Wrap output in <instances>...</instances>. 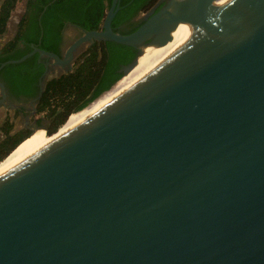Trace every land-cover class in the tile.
I'll return each mask as SVG.
<instances>
[{
	"label": "water",
	"instance_id": "1",
	"mask_svg": "<svg viewBox=\"0 0 264 264\" xmlns=\"http://www.w3.org/2000/svg\"><path fill=\"white\" fill-rule=\"evenodd\" d=\"M228 1L159 0L121 35L112 0L101 30L61 57L32 45L0 65L47 61L36 105L49 69L69 71L93 41L137 50L121 70L131 82L202 24L160 69L0 178V264H264V0Z\"/></svg>",
	"mask_w": 264,
	"mask_h": 264
},
{
	"label": "trees",
	"instance_id": "2",
	"mask_svg": "<svg viewBox=\"0 0 264 264\" xmlns=\"http://www.w3.org/2000/svg\"><path fill=\"white\" fill-rule=\"evenodd\" d=\"M19 1L21 0H2L0 38L6 33L11 14ZM52 1L26 0L13 38L0 49V65L22 58L32 51V45L61 57L63 30L68 25L82 32L101 30L112 3V0H56L43 12ZM158 1L120 0L119 11L111 24L113 32L128 35L136 31L142 23L134 20L149 12ZM137 56L138 52L134 48L93 41L76 58L70 71L49 77L35 105V115L40 117L39 121L45 120L49 123L47 136L44 134L43 137L51 139L48 136L54 135L65 124L72 123L70 121H75L99 107L106 96L127 82L131 72L125 76L121 70L130 65ZM45 62L47 61L40 60L36 54L21 64L4 67L0 71V82L8 95L36 99ZM102 99L104 100L101 101ZM72 118L75 119L70 120ZM1 129L4 138L0 141V163L31 136L25 131L12 133L13 125L8 119H5Z\"/></svg>",
	"mask_w": 264,
	"mask_h": 264
},
{
	"label": "bare ground",
	"instance_id": "3",
	"mask_svg": "<svg viewBox=\"0 0 264 264\" xmlns=\"http://www.w3.org/2000/svg\"><path fill=\"white\" fill-rule=\"evenodd\" d=\"M231 1V0H230ZM229 1V2H230ZM228 3V2H227ZM202 24H200L198 27H196L194 30H192L189 34H187L185 36V38L176 44V46H174V48L170 49L167 53H165L162 57H160L159 60H157V62H155L154 64L150 65L146 72L139 76L140 74H142V72L138 75V77H135L131 83H128L125 81L124 83H122L111 95L108 96H104L101 101L104 100V102L97 108H95L93 111L86 113L85 115H83V117L75 120L72 123H69L63 130H58L57 133H55L54 135L48 136V139L46 143H43V146L41 148H33L32 145L29 144H22V146L18 147L12 154H10L2 163H0V178L4 175H6L7 173L11 172L12 170L18 168L19 166L23 165L25 162H27L28 160H30L32 157H34L35 155H37L38 153H40L41 151L47 149L48 147L52 146L54 143L58 142L59 140H61L62 138H64L65 136H67L68 134H70L72 131H74L76 128H78L79 126H81L83 123H85L86 121L90 120L92 117H94L97 113H99L100 111H102L105 107H107L109 104H111L113 101H115L116 99H118L120 96H122L123 94H125L126 92H128L130 89H132L134 86H136L138 83H140L141 81H143L145 78H147L149 75H151L152 73H154L155 71H157L158 69H160L163 65H165L170 59H172L174 56H176L180 51H182L184 48H186L192 41H194V39L199 35L200 30H201ZM139 59V58H138ZM132 70H130L126 75H128ZM125 75V76H126ZM122 87V88H121ZM121 88V89H120ZM120 89V90H119ZM112 92V91H111ZM100 101V102H101ZM96 104H94L95 106ZM41 132V131H40ZM39 133V132H37ZM46 135V132H43ZM47 136V135H46ZM34 139V138H33ZM31 141V140H29ZM29 141L27 143H29ZM33 148V149H32ZM32 149L33 151H30V153H28L23 159H21L20 161H17L16 163H7L8 159H10L11 155L12 158L17 159L18 157H20L23 153H25L27 150ZM10 157V158H9ZM6 162V163H5ZM5 164V165H4ZM4 165V166H3ZM3 166V167H2Z\"/></svg>",
	"mask_w": 264,
	"mask_h": 264
},
{
	"label": "rangeland",
	"instance_id": "4",
	"mask_svg": "<svg viewBox=\"0 0 264 264\" xmlns=\"http://www.w3.org/2000/svg\"><path fill=\"white\" fill-rule=\"evenodd\" d=\"M230 1V0H229ZM228 1V2H229ZM1 2H2V0H0V5H1ZM25 2H26V0H21V1H19L18 3H17V5H16V7H15V9H14V11L12 12V14H11V18H10V20H9V23H8V26H7V30H6V33L4 34V36H2L1 38H0V46H3L6 42H8L10 39H12L13 38V36H14V34H15V32H16V25H17V23L19 22V20H20V18H21V16H22V14H23V12H24V7H25ZM227 4V3H226ZM225 4V5H226ZM142 17V15H139L136 19H140ZM69 30V31H68ZM74 37H75V34H74V32L73 31H71L70 30V28H67V31L65 32V38H67L66 39V45H67V47L73 42V40H74ZM185 38V37H184ZM183 38V39H184ZM182 40V39H181ZM180 40V41H181ZM179 41V42H180ZM178 42V43H179ZM177 43V44H178ZM176 46V45H175ZM86 47L87 46H85V47H83L82 49H80L79 50V52L77 53V55H76V57L78 56V55H80L85 49H86ZM172 48H174V47H172ZM171 48V49H172ZM160 59V58H159ZM158 59V60H159ZM155 62H157V61H155ZM154 62V63H155ZM153 63V64H154ZM152 65V64H151ZM71 69H72V66L70 67ZM71 69H69V71L71 70ZM146 70H147V68L142 72V74H140L139 76H141V75H143L145 72H146ZM68 71V68H58V67H52V68H50L49 69V75H48V78L49 77H53V76H58V75H61V74H64V73H66ZM138 77V76H137ZM128 81V80H127ZM129 83H131V82H129ZM129 83H127V84H129ZM113 88V87H112ZM111 88V89H112ZM122 88V87H121ZM120 88V89H121ZM110 89V90H111ZM119 89V90H120ZM98 104V103H97ZM14 107L15 106H13V105H10V106H8V107H4V106H0V141L4 138V136H3V133H2V129H1V127L3 126V124H4V122H5V119H8V121L10 122V123H12V125H13V130H12V133H18V132H20V131H23L24 132V129L26 128V127H29V128H31V130L29 131V132H25L26 134H28L29 136L36 130V128L33 126V125H30L29 123H30V121H28L27 120V118L26 117H24L23 115H20V113H19V115L17 116V115H15L14 114ZM30 108V110L32 109V111H34L35 110V103L33 104V103H31V104H29V105H26V108ZM93 107V106H92ZM91 107V108H92ZM90 108V109H91ZM87 112V111H86ZM91 112V111H90ZM85 113V112H84ZM25 115V114H24ZM35 117V119H38L39 117L38 116H36L35 115V113L32 115V118H34ZM73 119H75V118H72V119H70V120H73ZM69 121V120H68ZM67 121V122H68ZM29 122V123H28ZM66 122V123H67ZM70 122H74V121H70ZM66 125V124H65ZM64 125V126H65ZM68 125V124H67ZM66 125V126H67ZM61 127V129L60 130H63L65 127ZM41 128H43V127H41ZM44 129L46 130V133H47V129H46V127H44ZM58 131V130H57ZM56 131V132H57ZM55 132V133H56ZM36 134V135H35ZM54 134V133H53ZM28 136V137H29ZM32 138V139H31ZM34 138V139H33ZM29 139H31V140H33L34 142H36V145L34 146L36 149L37 148H41L42 146H43V143H46L47 142V140L48 139H46V138H44L43 137V135L42 134H37V133H34L33 135H31L30 136V138ZM28 139V140H29ZM28 140H26V141H28ZM25 141V142H26ZM32 142V141H31ZM26 144H28V143H26ZM22 146V145H21ZM33 147V148H34ZM32 148V149H33ZM32 149H29V150H27L25 153H23L20 157H18L17 159H22V158H24L28 153H30V151H33ZM12 154V153H11ZM11 158H12V156H11ZM2 163V162H1ZM6 163V162H5ZM5 165V164H4ZM3 165V166H4ZM2 166V167H3Z\"/></svg>",
	"mask_w": 264,
	"mask_h": 264
},
{
	"label": "flooded vegetation",
	"instance_id": "5",
	"mask_svg": "<svg viewBox=\"0 0 264 264\" xmlns=\"http://www.w3.org/2000/svg\"><path fill=\"white\" fill-rule=\"evenodd\" d=\"M158 3V2H157ZM157 5V4H156ZM156 5L152 8V9H154L155 7H156ZM158 8L159 7H157V8H155L154 10H155V12L158 10ZM151 9V10H152ZM150 10V11H151ZM149 11V12H150ZM149 12H147L146 14H142V17L140 18V19H135L134 21L135 22H137V23H142L143 24V22H144V17L149 13ZM67 28H70V30L71 31H73L74 32V34H75V37H74V40L73 41H75L78 37H80L81 35H82V31H80L79 29H76L75 27H73V26H70V25H68L64 30H63V43H62V46H61V54L63 55V53H64V51L66 50V48H67V45H66V39L67 38H65V32L67 31ZM121 28H123V27H121ZM69 31V30H68ZM87 48V47H86ZM61 55V56H62ZM2 83V82H1ZM3 84V83H2ZM4 89H5V87H4ZM5 94H6V101L4 102V104L3 105H1V106H4V107H8V106H10V105H13V106H15L14 107V114L16 113V111H18L17 112V114H15V115H19V113H20V115H23L24 117H26L27 118V120L28 121H30V125H33L35 128H36V130L31 134V135H33L34 133H37V132H39V133H37V134H42V135H44V133L43 132H46V130L44 129V127H46V129L48 130V127H49V123L47 122V121H45V120H42V121H39L40 120V117L38 118V119H35V117L34 118H32V115L35 113L34 111H32V109L30 110V108H26V105H29V104H31V103H33L34 102V100L35 99H25V98H14V97H11V96H9L8 95V92L5 90ZM0 98H1V96H0ZM25 114V115H24ZM39 122V123H38ZM41 127H43V128H41ZM31 130V128H29V127H26L25 129H24V131L25 132H29ZM41 131V132H40ZM36 135V134H35ZM32 139V138H31ZM31 139H29V140H31ZM28 140V141H29ZM28 141H26V142H24V143H27ZM32 141V142H31ZM31 141H29V145H32L33 147L36 145V142H34L33 140H31ZM23 143V144H24ZM23 159V158H22ZM21 159H15V158H10V159H8V162L7 163H16L17 161H20Z\"/></svg>",
	"mask_w": 264,
	"mask_h": 264
},
{
	"label": "crops",
	"instance_id": "6",
	"mask_svg": "<svg viewBox=\"0 0 264 264\" xmlns=\"http://www.w3.org/2000/svg\"><path fill=\"white\" fill-rule=\"evenodd\" d=\"M2 46H0V49H1Z\"/></svg>",
	"mask_w": 264,
	"mask_h": 264
}]
</instances>
